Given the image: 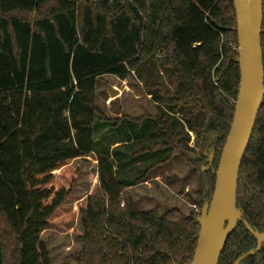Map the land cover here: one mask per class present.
Masks as SVG:
<instances>
[{
  "label": "trees",
  "instance_id": "1",
  "mask_svg": "<svg viewBox=\"0 0 264 264\" xmlns=\"http://www.w3.org/2000/svg\"><path fill=\"white\" fill-rule=\"evenodd\" d=\"M262 15L264 69V0ZM236 47L232 0H0V264H50L41 234L74 217L63 207L77 175L73 162L91 153L104 199L90 197L80 210L83 251L75 264H190L199 215L170 221L140 211L125 189L143 180L123 181L110 153L95 151L106 125L94 106L96 82L133 74L157 111L112 124L122 136L113 143L159 139L140 150L171 156L193 150L190 133L195 147L214 135L213 161L200 177L201 211L233 118ZM236 208L241 221L218 264L241 256L240 264H264V244L256 251L245 226L264 233V98L241 161Z\"/></svg>",
  "mask_w": 264,
  "mask_h": 264
},
{
  "label": "rangeland",
  "instance_id": "2",
  "mask_svg": "<svg viewBox=\"0 0 264 264\" xmlns=\"http://www.w3.org/2000/svg\"><path fill=\"white\" fill-rule=\"evenodd\" d=\"M110 89L116 92L114 97L109 95ZM94 106L97 118L106 121V125L97 131L98 144L95 151L110 153L117 168V175L123 181L143 180L125 189L139 210L166 217L170 221H177L180 216H188L192 212L200 216L201 211L198 207L200 177L202 172L208 170L209 166L206 163L213 161L210 146L214 135H208L200 146L195 147V135L190 133L188 147L193 150L183 149L180 154L171 156L161 149L153 153H143L140 150L153 146L159 139L144 138L138 143L134 141L127 145L113 143L121 133H116L111 127L112 124L124 118L151 119L157 114L151 96L133 74L124 80L113 75L100 77L96 82ZM120 138L122 139V136ZM97 165V154L94 153L73 162L77 175L71 196L63 207L73 209L74 217L56 227H48L41 234V240L48 250L50 264L79 262V256L83 251L81 237L84 232L80 210L90 197L104 199L98 183Z\"/></svg>",
  "mask_w": 264,
  "mask_h": 264
},
{
  "label": "water",
  "instance_id": "3",
  "mask_svg": "<svg viewBox=\"0 0 264 264\" xmlns=\"http://www.w3.org/2000/svg\"><path fill=\"white\" fill-rule=\"evenodd\" d=\"M262 1L232 0L236 17L238 94L232 122L215 171L213 194L210 202L202 207L197 219L200 228L190 264H218L228 237L241 221L240 211L236 208L238 173L264 98L260 40ZM108 93L111 97L116 94L112 89ZM245 226L256 241V251H259L264 244V233H257ZM244 258L241 256L233 264H240Z\"/></svg>",
  "mask_w": 264,
  "mask_h": 264
},
{
  "label": "built area",
  "instance_id": "4",
  "mask_svg": "<svg viewBox=\"0 0 264 264\" xmlns=\"http://www.w3.org/2000/svg\"><path fill=\"white\" fill-rule=\"evenodd\" d=\"M236 50H237V47H236Z\"/></svg>",
  "mask_w": 264,
  "mask_h": 264
}]
</instances>
